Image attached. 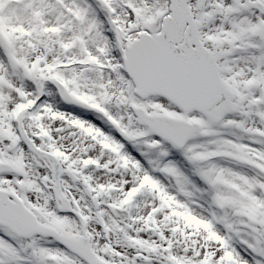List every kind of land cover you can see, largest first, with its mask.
Returning <instances> with one entry per match:
<instances>
[{"label": "snow or ice", "instance_id": "6c2138e0", "mask_svg": "<svg viewBox=\"0 0 264 264\" xmlns=\"http://www.w3.org/2000/svg\"><path fill=\"white\" fill-rule=\"evenodd\" d=\"M248 254L264 264V0H0V264Z\"/></svg>", "mask_w": 264, "mask_h": 264}, {"label": "rangeland", "instance_id": "374dc122", "mask_svg": "<svg viewBox=\"0 0 264 264\" xmlns=\"http://www.w3.org/2000/svg\"><path fill=\"white\" fill-rule=\"evenodd\" d=\"M68 111L72 112L73 114H77V115L80 114L79 111L76 110V109L69 108ZM89 118L91 119V117H89ZM180 160H181V162H180L181 164H183L184 166L188 167L187 164L185 162H183L182 158H180ZM238 249H239V246H238ZM245 258L249 260V264H252L251 263L252 262L251 259H253V258L251 257L250 254H248Z\"/></svg>", "mask_w": 264, "mask_h": 264}, {"label": "bare ground", "instance_id": "6f19581e", "mask_svg": "<svg viewBox=\"0 0 264 264\" xmlns=\"http://www.w3.org/2000/svg\"><path fill=\"white\" fill-rule=\"evenodd\" d=\"M175 159H177L179 162H181V160H180V157H175ZM182 165V167H183V169H187V167L186 166H184L183 164H181ZM238 250H240V247H239V249ZM242 254H244L243 252H242ZM252 260V259H251ZM252 263V262H251Z\"/></svg>", "mask_w": 264, "mask_h": 264}]
</instances>
